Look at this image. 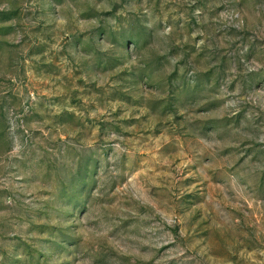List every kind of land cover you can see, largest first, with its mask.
<instances>
[{
    "label": "rangeland",
    "instance_id": "1",
    "mask_svg": "<svg viewBox=\"0 0 264 264\" xmlns=\"http://www.w3.org/2000/svg\"><path fill=\"white\" fill-rule=\"evenodd\" d=\"M0 264H264V0H0Z\"/></svg>",
    "mask_w": 264,
    "mask_h": 264
}]
</instances>
